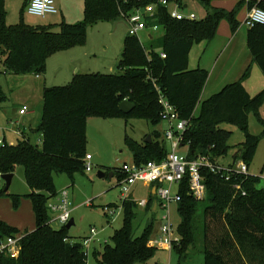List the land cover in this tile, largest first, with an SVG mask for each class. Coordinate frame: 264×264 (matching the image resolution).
I'll return each instance as SVG.
<instances>
[{
  "label": "trees",
  "instance_id": "1",
  "mask_svg": "<svg viewBox=\"0 0 264 264\" xmlns=\"http://www.w3.org/2000/svg\"><path fill=\"white\" fill-rule=\"evenodd\" d=\"M154 1L85 0V19L77 23L63 21L60 31L54 32L51 27L32 26L23 21L9 24L5 0H0V75L46 74L48 56L84 43L90 26L100 21L126 19L123 13H131ZM201 1L208 10L201 20H178L170 15L167 7L159 6L157 19L148 20V26H162L164 34L150 39V48L138 36L128 34L117 73H78L67 85L45 87L38 129L43 134L41 148L24 136L17 144L4 141L0 145V172L15 174L22 166L30 188L29 193L20 195L10 194L5 186L0 195H10L15 207L23 196L28 197L36 222L34 230L22 232L0 219L1 239L23 234L19 256L0 255V264H88L83 244L88 236L74 239L68 233L67 224L55 229L50 222L48 201L57 194L56 176L85 172L86 128L90 117H134L158 125L162 122L159 98L163 95L176 107L179 116L188 120L183 141L188 159L206 156L205 159L218 164L217 159L227 155L230 149L232 131L222 127L227 123L245 135L233 155L234 161L244 160L251 165L264 136V118L260 115L264 90L255 95L247 90L243 79L250 74L249 65L240 79L202 99L209 71L201 67L191 69L189 54L196 42L215 38L221 20L227 19L233 32L240 23L235 10L213 7L211 0ZM242 2L245 1L239 4ZM255 3L251 0L248 6ZM258 5L264 8V1ZM247 45L264 75V24L249 27ZM5 97L0 86V101ZM125 99L136 104L128 114L120 109ZM251 113L257 115L263 126L259 135L249 130ZM146 138L138 141L126 135L125 143L134 162L142 165L151 160L163 161L169 153L164 136L154 130L152 141L147 142ZM202 172L208 191L204 201L191 194L188 176L177 186L181 196L177 203L179 240L172 249L182 259L186 258L190 247L196 244V233L200 232L204 264H264V189L257 185L260 177L249 174L239 181L242 188L237 190L233 185L236 180L227 182L208 168ZM118 174L120 180L121 172ZM147 201L146 210L156 213V193L151 192ZM137 206L133 199L122 202L123 225L111 236L112 244L106 243L102 251H93L99 264H148L155 255L158 248L148 243L153 238L154 219L140 235L135 234L133 220Z\"/></svg>",
  "mask_w": 264,
  "mask_h": 264
},
{
  "label": "rangeland",
  "instance_id": "2",
  "mask_svg": "<svg viewBox=\"0 0 264 264\" xmlns=\"http://www.w3.org/2000/svg\"><path fill=\"white\" fill-rule=\"evenodd\" d=\"M60 1L63 7L59 6V14L41 17L27 12V0H5L7 21L10 24H19L23 21L32 26L45 25L51 27L54 32H59L63 21L77 23L85 19V0H57L58 5ZM240 1L211 0L213 7L235 10L240 23L238 29L233 32L230 22L227 19L221 20L215 38L209 42L206 40L196 42L189 54V66H196L199 63L201 67L209 71V78L202 90L203 99L209 98L214 92H218L224 85L235 81L238 77L241 78L242 74L239 73H242L248 64L249 54H251L247 45L249 27L244 24L247 4L245 2L239 4ZM185 2L188 5L184 9L186 15L193 14L199 20L207 16L208 10L201 0ZM151 32L155 38H158L164 34V28L160 26L158 30H151ZM236 32H238L237 35H235ZM128 34V24L124 18L115 22L100 21L88 28L84 43H76L50 54L47 59L46 74H1L0 86L6 97L0 101V139L8 144H17L24 135L31 144L41 148L43 134L38 129L43 116L45 87L67 85L78 73H117L124 39ZM139 38L147 48H150L151 41L147 38L145 31L140 32ZM255 68L259 74H248L243 79V83L249 81L252 83L250 89L253 88L254 95L264 90L263 72L257 64ZM21 108H25L28 113L22 115ZM260 115L264 118V103L260 109ZM163 126L165 122L154 125L145 119L134 117H90L86 128L88 140L86 152L92 156L89 161L92 169L85 172L77 171L72 176L62 174L55 178L57 193L67 189L70 194L71 218L74 219V224L68 229L69 235L75 239L91 236L92 228L97 231L88 254V264H99L93 255L94 248L102 251L106 243L112 244L111 236L123 225L124 212L118 171L124 163H135L125 143L126 135L142 141L149 134L152 135L155 129L163 128ZM20 127L24 131L22 135L18 132ZM222 127L232 131L229 141L230 149L227 155L219 157L217 161L218 164L228 165L234 162L233 155L240 143L244 141L245 135L234 125L225 123ZM249 130L255 135L261 134L263 130L259 118L254 113H251L249 117ZM167 145L170 147L169 143ZM180 152L184 153L185 150L180 149ZM99 171L114 172L115 175L100 178ZM249 173L260 177L257 185L264 189V136L260 139L249 166ZM5 186V181L0 180V190ZM172 190L176 192L177 186L174 185ZM150 191V186L138 182L133 186L128 199L148 200ZM8 192L20 195L30 192L22 166L17 168ZM106 206L116 210V213L107 215L104 209ZM163 213L164 210L161 208L153 213L147 211L146 207L138 205L136 217L133 220L135 234L140 235L147 224L154 219L152 237L155 238L163 223ZM51 216L50 213V219ZM0 219L19 228L22 232L27 229L32 231L36 227L32 202L26 196H23L19 206L15 207L10 195H0ZM171 220L174 226L178 227L180 215L176 204L171 205ZM51 225L55 229L62 227L60 223L53 221ZM196 234V244L190 247L186 258L182 259L173 249L158 248L148 264H204L203 235L200 232Z\"/></svg>",
  "mask_w": 264,
  "mask_h": 264
},
{
  "label": "built area",
  "instance_id": "3",
  "mask_svg": "<svg viewBox=\"0 0 264 264\" xmlns=\"http://www.w3.org/2000/svg\"><path fill=\"white\" fill-rule=\"evenodd\" d=\"M141 1V0H140ZM247 4V13L244 24L248 27H253L256 24H264V8L258 4L264 0H255L256 3L249 7L248 2L251 0H244ZM185 0H155L145 6L135 8L131 13H123L127 23L130 35L138 36L148 28V20L154 21L157 15L158 7L164 6L169 9L170 15L178 20H197L193 14L186 15L184 9L188 7L184 4ZM171 4L173 6H171ZM30 15L45 17L48 14L58 13V7L55 0H30L26 8ZM153 29L157 26L153 25ZM163 58L166 57L165 52L161 53ZM159 102L161 104L160 117L163 122L167 124L163 136L167 143L170 144L168 156L161 162L148 161L145 164L137 165L124 163L120 169L121 178L119 185L121 186V199H127L132 191L133 186L142 182L145 185L156 186V194L158 197V206L164 213L162 215L163 223L160 226L159 233L155 238H152L148 243L152 247L157 248H173L174 243L179 239L177 227L174 226L171 220V205L176 204L181 200L179 193L173 192L172 187L179 185L186 177H189L191 194L198 200L204 201L207 198V186L205 183V175L203 169L208 168L211 172L220 175L225 181L233 182L237 190H241L242 181L244 177L249 176V166L244 160L234 161L228 165H214L206 156H198L195 159H188L186 153H181V146L184 147V132L188 128V120L182 119L176 107L163 95L160 96ZM25 108L20 109L21 114H25ZM21 133V132H19ZM4 141L0 139V145ZM91 154L86 155V170L92 169ZM3 174L0 172V180ZM245 194V191H243ZM140 206H145L147 200L143 199L139 202ZM48 209L52 214L51 221L58 222L61 225L67 224L71 218V201L70 194L67 189H63L53 196L48 201ZM105 211L107 215L115 214L116 210L106 206ZM109 213V214H108ZM96 229H91V236L84 238L83 244L86 254L90 252L91 244L96 236ZM22 234L0 238V255H7L17 258L20 254L22 245Z\"/></svg>",
  "mask_w": 264,
  "mask_h": 264
},
{
  "label": "crops",
  "instance_id": "4",
  "mask_svg": "<svg viewBox=\"0 0 264 264\" xmlns=\"http://www.w3.org/2000/svg\"><path fill=\"white\" fill-rule=\"evenodd\" d=\"M29 1L30 0H27V4L29 3ZM55 1H57V0H55ZM186 1V0H185ZM56 4H57V7H58V10L60 11V7H63V3H62V1H60L59 2V5H58V2H56ZM185 5H187V3L185 2ZM60 6V7H59ZM188 6V5H187ZM59 11H58V13L57 14H59ZM121 20V19H120ZM126 21V20H125ZM127 22V21H126ZM9 23V22H8ZM10 24V23H9ZM158 28H160V27H157L156 29H153L152 28V26H148V28H146L144 31L146 32V36H147V38L150 40H152V39H154L155 38V36H154V34H153V32H151V30H158ZM238 34V32H236L235 33V35H237ZM235 35L233 36V38L235 39ZM250 56H249V58H248V61H247V65H246V67L244 68V70H243V72L242 73H239V74H243L244 73V71H245V69L247 68V66L250 64L251 65V73L250 74H259L258 72H256L257 70H256V63L254 62V60H253V57H252V55L251 54H249ZM217 65V64H216ZM191 69H194V68H197V67H201V65L198 63L196 66H189ZM201 68H204V67H201ZM205 69H207V68H205ZM215 69V68H214ZM261 73V72H260ZM263 74V73H262ZM263 77H264V75H263ZM237 79H240V77H238ZM236 79V80H237ZM251 82L249 81V82H247V83H244V85L246 86V88H247V90L250 92V94L251 95H254L253 94V88L251 87V89H250V86H251ZM251 90V91H250ZM214 93H216V92H214ZM213 93V94H214ZM203 99V98H202ZM28 112H26L25 114H22V115H26ZM163 122V121H162ZM164 123V122H163ZM166 127H167V124L165 123V126H163V128L161 127V128H159V129H155V130H158L161 134H162V136H163V133H164V130L166 129ZM18 132H21L20 134L22 135V133L24 134V131H23V129L21 130V127L18 129ZM22 136H24V135H22ZM25 137V136H24ZM41 142H42V139H41ZM181 150H185V152L184 153H186L187 152V147H181ZM108 174V173H107ZM57 177V176H56ZM55 177V178H56ZM148 186H150V188H151V191H150V193L151 192H153V194H155L156 192H154V188H156V186L155 185H148ZM177 186V185H176ZM177 191V190H176ZM149 199V198H148ZM143 200V199H142ZM137 202V201H136ZM147 203H148V201H147ZM147 205V204H146ZM176 206H177V204H176ZM146 207V206H145ZM159 207L157 206L156 207V209H155V205H154V209L155 210H157ZM28 230V229H27ZM84 237H86V236H84ZM94 249H97V248H94Z\"/></svg>",
  "mask_w": 264,
  "mask_h": 264
},
{
  "label": "water",
  "instance_id": "5",
  "mask_svg": "<svg viewBox=\"0 0 264 264\" xmlns=\"http://www.w3.org/2000/svg\"><path fill=\"white\" fill-rule=\"evenodd\" d=\"M136 107V104L132 101H130L129 99H125L124 101H122L120 103V109L122 110L123 113L128 114L130 113L132 110H134ZM146 141L151 142L152 141V135L149 134L146 138ZM107 175H109L110 177L114 176V172H109L108 174L104 171H99L98 172V176L100 178H104ZM14 174L12 173H8V174H3L2 179L5 181L6 183V189L9 188L10 184L12 183V179H13ZM155 188H154V192H155ZM157 207V203H155V209ZM74 224V219H71L70 222L67 224V227L70 228L72 225Z\"/></svg>",
  "mask_w": 264,
  "mask_h": 264
},
{
  "label": "bare ground",
  "instance_id": "6",
  "mask_svg": "<svg viewBox=\"0 0 264 264\" xmlns=\"http://www.w3.org/2000/svg\"><path fill=\"white\" fill-rule=\"evenodd\" d=\"M56 14H57V13H56ZM125 20H126V19H125ZM126 21H127V20H126ZM127 24H128V23H127ZM128 32H129V31H128ZM182 144H183V143H182ZM181 147H182V146H181ZM168 149H169V148H168ZM169 150H170V149H169ZM214 165H217V166H218V165H220V164H214ZM119 171H120V170H119ZM1 180H3V179H1ZM119 181H120V180H119ZM153 185H155V184H153ZM155 190H156V188H155ZM155 192H156V191H155ZM156 195H157V194H156ZM127 199H128V197H127ZM127 199H125V200H127ZM123 201H124V200H123ZM123 201H122V202H123ZM139 201H140V200H139ZM139 201H137V204H138V205H139V203H138ZM156 203H157V206H158V201H157ZM90 204H91V203H90ZM176 204H177V203H176ZM139 206H140V205H139ZM145 206H146V205H145ZM145 206H144V207H145ZM158 207H159V206H158ZM104 208H105V207H104ZM106 214H107V213H106ZM72 219H73V218H72ZM50 222H51V219H50ZM69 222H70V221H69ZM69 222H68V223H69ZM68 223H67V224H68ZM17 235H19V234H17ZM22 235H23V234H22ZM90 249H91V248H90Z\"/></svg>",
  "mask_w": 264,
  "mask_h": 264
}]
</instances>
